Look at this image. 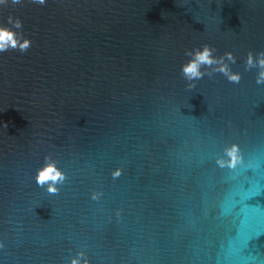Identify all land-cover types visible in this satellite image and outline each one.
I'll list each match as a JSON object with an SVG mask.
<instances>
[{
    "label": "water",
    "instance_id": "95a60500",
    "mask_svg": "<svg viewBox=\"0 0 264 264\" xmlns=\"http://www.w3.org/2000/svg\"><path fill=\"white\" fill-rule=\"evenodd\" d=\"M0 27L17 41L0 51V264H264V84L246 64L264 0H5ZM204 45L239 82L221 64L184 77Z\"/></svg>",
    "mask_w": 264,
    "mask_h": 264
},
{
    "label": "clouds",
    "instance_id": "9594fccd",
    "mask_svg": "<svg viewBox=\"0 0 264 264\" xmlns=\"http://www.w3.org/2000/svg\"><path fill=\"white\" fill-rule=\"evenodd\" d=\"M18 2V0H14ZM39 3L43 4L44 0H38ZM5 3V0H0V4ZM16 27H19V22H17ZM16 40L13 39V33L7 30L5 27H0V51L6 50L7 47H16ZM21 51H26L29 47V41L25 40L21 44ZM215 49L211 48L208 45H204L200 49H195L193 51L187 52L186 55L190 57L187 63L182 66V74L188 81H195L202 78L205 75L201 69L205 66L211 67L214 64H221L218 70L223 72L230 81L239 82L240 75L238 73H231L226 64H223V59H217L214 57ZM229 60H233L232 54H225ZM234 62V60H233ZM248 68H257V84H264V52H257L255 54L249 53L246 61ZM63 180L62 173L55 167L54 163H46V165L38 170L36 175V183L40 186L47 184V191L50 193H55L57 188L55 187L56 183ZM82 256L83 254H78ZM71 264H81L80 259L74 258ZM83 264H87L85 260Z\"/></svg>",
    "mask_w": 264,
    "mask_h": 264
}]
</instances>
